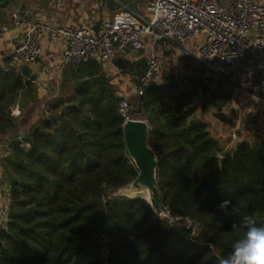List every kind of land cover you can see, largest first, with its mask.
Segmentation results:
<instances>
[{"label": "trees", "instance_id": "1", "mask_svg": "<svg viewBox=\"0 0 264 264\" xmlns=\"http://www.w3.org/2000/svg\"><path fill=\"white\" fill-rule=\"evenodd\" d=\"M114 68L141 77L146 60ZM30 73L0 67V140L13 127L12 106L36 96ZM64 73V92L27 136L30 147L10 141L2 160L11 211L0 229V264H218L240 238L233 225L244 215L264 224V142L226 151L209 124L192 116L193 90L167 75L130 115L150 124L162 206L198 223V233L169 225L143 198L115 195L139 173L125 142L123 96L94 58ZM201 82V94L212 88ZM224 199L239 215L218 211Z\"/></svg>", "mask_w": 264, "mask_h": 264}, {"label": "built area", "instance_id": "2", "mask_svg": "<svg viewBox=\"0 0 264 264\" xmlns=\"http://www.w3.org/2000/svg\"><path fill=\"white\" fill-rule=\"evenodd\" d=\"M141 1L145 3L146 14L121 10L106 15L98 24L84 23L79 27L60 26L40 12L15 9L10 15L11 26L23 34L12 48V61L21 67L42 59L46 35L61 41V70L78 67L91 57L110 74L119 60L144 58L145 72L136 78L137 83L130 82L125 91L116 92L123 96L120 111L130 117L132 95L140 98L148 87L162 81V53L168 46L155 48L164 43L180 50L193 60L194 65L205 69L206 78L214 77L223 85L228 98L226 113L235 116L224 145L216 138L226 151H233L240 142L248 141L250 133L260 137V130L244 112L241 96L252 97L264 105V0ZM10 30V25H3L2 32L9 33ZM63 83L61 77L56 80L55 97L60 95ZM48 96L44 107L46 116H49L52 100ZM12 112L19 114V106H13ZM16 139L22 146L30 147L22 137ZM261 139L264 142V136ZM9 151L10 142L0 143V229L7 226L11 211L10 194L4 186L1 171L2 160ZM163 208L169 225L184 226L192 231V235L198 233V223L188 217H175L168 207ZM104 255L108 259L107 249Z\"/></svg>", "mask_w": 264, "mask_h": 264}, {"label": "crops", "instance_id": "3", "mask_svg": "<svg viewBox=\"0 0 264 264\" xmlns=\"http://www.w3.org/2000/svg\"><path fill=\"white\" fill-rule=\"evenodd\" d=\"M19 8L28 12H40L45 18L51 22H55L60 26L79 27L84 23H99L105 15H111L121 10H133L141 14H146L145 3L141 0H15ZM103 14H105L103 16ZM8 24L11 27L9 33L2 32L3 25ZM10 16L8 20H4L0 27V67L10 68L16 67L22 70L20 66L13 63L12 59L7 61L11 56L12 48L22 37V31L11 26ZM45 52L42 59L31 63L28 66L30 75L34 78L33 83L36 87L35 97L46 99L50 94H56L57 86L52 85L61 77L64 79L65 70L60 69L59 57L61 54V41L46 35L44 39ZM114 68V67H113ZM112 68V72L114 69ZM118 72V71H117ZM64 81V80H63ZM52 85V86H51ZM212 87V86H211ZM62 88L61 93L62 95ZM59 95V96H60ZM29 101H24L22 104ZM194 99V113L192 116L205 120L209 124V130L217 139H221L222 144L228 137V132L234 125V114L230 115L231 123H222L217 118L208 119L204 116L201 109ZM241 103L244 105V112L248 113V118L254 121L256 128L260 130V137L257 134L250 133L247 135L248 141H263L264 136V105L252 97L246 95L241 96ZM19 109L21 104L18 102ZM237 113L235 112V115ZM228 120V122H229ZM227 122V121H226ZM230 125V127H229ZM224 145V144H223Z\"/></svg>", "mask_w": 264, "mask_h": 264}, {"label": "rangeland", "instance_id": "4", "mask_svg": "<svg viewBox=\"0 0 264 264\" xmlns=\"http://www.w3.org/2000/svg\"><path fill=\"white\" fill-rule=\"evenodd\" d=\"M16 3L17 2L15 0L0 1V27L4 20H8L12 11L19 8ZM104 15L105 14H103V16ZM159 44L161 47H156V50L160 48L163 49L164 46H168L167 50L162 53L164 75L170 76L179 83H181L183 88H189L190 90H193L196 98L195 103L199 106L198 109H201L203 112L202 114L208 117V119H213L215 117L219 121H222V123L230 124V114L226 113L228 98L227 93L223 88V85L213 79L214 77L206 78L207 71L202 67L194 65L193 60L185 56V54L182 53L180 50L170 45H165L164 43ZM117 71L119 70L114 68V71L110 73V76L114 78L115 85L119 91H125L126 86H128L130 82H132L133 85L137 83L136 78L138 77H134L131 74L123 73L121 71ZM202 79H206L212 86V88L207 92H204V94H201L202 89L198 88V84L202 83ZM63 80H65V78ZM214 84H216V86ZM52 85H55V87L57 86L56 82L54 84L52 83ZM61 88H63V93V84L61 85ZM50 96L52 97L51 101L56 100L54 93L50 94ZM28 101L29 103L25 102L24 105L21 106L19 114H13L12 112L14 117L13 127L8 130L3 139L0 140V143L4 141H13L18 138V136L22 137V140H24V142H27L26 138L29 133L33 130V128L41 124L42 117H45L47 115L46 110H44L47 99L45 97H43L42 99H38V97H35L33 95V97H30ZM130 101L132 102V104H137V102H139L138 97L136 95H132ZM17 103L15 105H17ZM51 112V109H49V115L51 114ZM130 117L142 119V116L140 114H131ZM1 171L2 173L4 172L3 165L1 167ZM3 183L6 187V177L3 178Z\"/></svg>", "mask_w": 264, "mask_h": 264}, {"label": "water", "instance_id": "5", "mask_svg": "<svg viewBox=\"0 0 264 264\" xmlns=\"http://www.w3.org/2000/svg\"><path fill=\"white\" fill-rule=\"evenodd\" d=\"M123 127L129 156L139 173L132 182L118 189L114 194L143 198L151 204L153 210L162 219H165L167 212L162 206V194L158 180L159 156L149 144L150 124L145 119L127 117ZM220 160H223V156H220Z\"/></svg>", "mask_w": 264, "mask_h": 264}, {"label": "clouds", "instance_id": "6", "mask_svg": "<svg viewBox=\"0 0 264 264\" xmlns=\"http://www.w3.org/2000/svg\"><path fill=\"white\" fill-rule=\"evenodd\" d=\"M217 208L226 215H239L240 212L229 199L222 200ZM233 229L241 233L240 238L235 240L228 256L219 258L218 264H264V224H258L252 215H244Z\"/></svg>", "mask_w": 264, "mask_h": 264}]
</instances>
